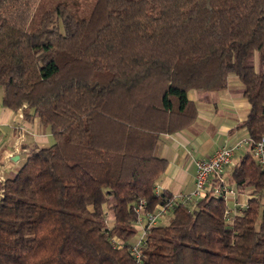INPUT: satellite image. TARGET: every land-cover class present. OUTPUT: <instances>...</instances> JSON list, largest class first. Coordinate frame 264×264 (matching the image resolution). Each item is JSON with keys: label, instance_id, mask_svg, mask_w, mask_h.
<instances>
[{"label": "trees", "instance_id": "16d2710c", "mask_svg": "<svg viewBox=\"0 0 264 264\" xmlns=\"http://www.w3.org/2000/svg\"><path fill=\"white\" fill-rule=\"evenodd\" d=\"M33 40L39 46L34 47ZM243 84L242 127L264 136V0H0V105L55 143L0 181V264H264V170L252 147L228 181L252 197L230 219L208 194L151 229L165 134L194 125L191 91Z\"/></svg>", "mask_w": 264, "mask_h": 264}, {"label": "crops", "instance_id": "0c3cea01", "mask_svg": "<svg viewBox=\"0 0 264 264\" xmlns=\"http://www.w3.org/2000/svg\"><path fill=\"white\" fill-rule=\"evenodd\" d=\"M198 114L194 125L175 134L161 137L158 156L168 161V168L157 184L159 194L190 195L195 190L197 160L207 159L223 146L234 144L247 137L242 127L250 112L248 99L243 95V84L230 76L228 87L221 91H191ZM51 130L37 118L26 119L21 111L0 105V149L8 146V158L26 160L33 148L50 146ZM249 152V146L239 149L233 164L225 167L224 177L229 181L233 167ZM232 187V186H231ZM252 188L236 191L227 201L228 208L239 209L248 204Z\"/></svg>", "mask_w": 264, "mask_h": 264}, {"label": "built area", "instance_id": "2783aa9c", "mask_svg": "<svg viewBox=\"0 0 264 264\" xmlns=\"http://www.w3.org/2000/svg\"><path fill=\"white\" fill-rule=\"evenodd\" d=\"M246 145H253L252 152L262 170H264V136L254 143L248 135L234 144L219 148L211 157L195 162L196 182L192 194L172 196L163 205H159L153 210L145 209L146 201L143 199L135 205L134 211L137 214L135 228L140 235L137 236L135 243L132 245L131 252L137 262H140L143 257V247L151 229L157 226L160 220L166 217L175 205L193 203L195 206L200 199L208 194L222 197L226 201L229 200L230 195L233 194V189L224 177V169L233 164L236 152ZM156 194L160 195L157 187ZM237 211L238 209L227 208L226 217L230 219Z\"/></svg>", "mask_w": 264, "mask_h": 264}, {"label": "rangeland", "instance_id": "374dc122", "mask_svg": "<svg viewBox=\"0 0 264 264\" xmlns=\"http://www.w3.org/2000/svg\"><path fill=\"white\" fill-rule=\"evenodd\" d=\"M33 44L34 47H38L39 44L36 40H33ZM55 143V139L52 137L51 139V144ZM5 149H0V181H4L8 178H12L14 177L17 172L20 170V168L23 166V164L25 163V160H20V167L15 168V160L12 158H8V156L6 155L7 153H9V147L6 146L4 147ZM172 217V215L169 213L166 217H164L163 219L160 220V224H167L169 223L170 218ZM138 232V231H137ZM138 235H140L138 233ZM137 235V236H138Z\"/></svg>", "mask_w": 264, "mask_h": 264}]
</instances>
